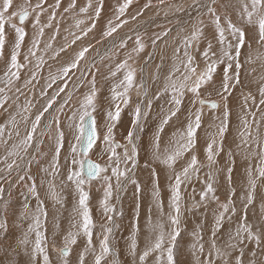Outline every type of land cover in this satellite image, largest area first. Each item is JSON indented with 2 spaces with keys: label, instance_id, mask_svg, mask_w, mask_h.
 Segmentation results:
<instances>
[{
  "label": "snow or ice",
  "instance_id": "6c2138e0",
  "mask_svg": "<svg viewBox=\"0 0 264 264\" xmlns=\"http://www.w3.org/2000/svg\"><path fill=\"white\" fill-rule=\"evenodd\" d=\"M158 2L165 5V0ZM217 2L218 0H193L188 7L203 9V15L198 16L191 25L192 31L189 35H181L184 31L181 27L174 38L177 43L173 50V64L164 76L162 89L163 93L171 92L170 106L159 116L156 132L149 141L151 159L145 164V168L150 169L153 181V204L147 209L144 247L138 251L137 234L141 231V185L135 179L140 155L137 140L139 132L144 130L143 121L151 111L152 99H159L161 96V90H158L149 98L147 76L144 75L147 62L139 69L142 75L137 83V68L134 64L144 52L145 44L137 35L133 47L124 52L122 60L115 63L114 67L112 63L103 65L107 69L106 75L95 60L81 63L85 60L86 53L94 47L91 42L81 46L80 50L57 70V74L50 73L51 82L46 88H51L57 80L62 81L63 86H58L56 93L37 108L39 99L45 97L47 92L41 90L38 98L33 96L28 99L22 87L17 86L21 70L35 60L36 70L32 71L30 78L23 84V88H27L46 63L43 53L51 51L50 58L56 60L61 53L93 31L104 10L105 0H86V3L79 7V14H83L88 23H85L84 19H78L76 27L79 34L70 33V43L58 49H53L51 42L59 35L58 24L50 41L44 43L42 49L40 45L45 29L53 28L56 9L60 8L61 0H55L51 5H47V0H21L19 4H14V0H0V60L4 62L3 76L0 77V84L3 85L0 86V115L7 113L5 122L0 124V146L4 148V154L0 156V164L3 165L0 167V264H21V256L26 257L23 264H50L49 243L58 251L64 264H69L73 246L81 237L85 239V244L83 250L77 253L76 264H89L87 256H91V264H104L109 256L113 257L112 264H119L112 241L115 230L120 227L115 217L122 216L123 212L111 201L115 195L116 201L119 202L120 194L126 190L128 184L135 186L136 196L132 231L127 241L128 254L133 258V264H148L149 258L153 256L155 264H177L180 240L184 239L182 231L186 230L185 213H192L201 207L207 209L209 202H215L216 208L212 211L208 239H205L204 220L188 233L194 264H264V132L261 131L264 126V0H231L224 7L233 9L236 21L227 13L221 15L216 7ZM131 4L132 0H117L113 18L109 19L102 32V39L112 37L127 23L126 20H121V17L125 16ZM166 7L177 13L184 11L182 2L169 3ZM76 8L77 0H71L64 12ZM49 9L52 10L49 12ZM45 12L49 14L46 22L42 23L41 17ZM204 17L208 19L207 24ZM29 24L33 35L25 49V40L29 35L26 29ZM208 27L212 28L211 38L205 33ZM9 31L12 34L11 48L5 56ZM170 31L171 29H166L155 35L151 41L153 52L149 53V57L155 54L157 41L167 37ZM67 39L65 37L66 41ZM114 47L126 49V41L121 39ZM38 51L42 53L39 56ZM104 59L101 57L102 61ZM257 64L260 74L254 79H249L257 72V68L252 67ZM161 68L162 65L156 66V71L151 77L153 82L160 80ZM218 69L220 75L217 84ZM76 72L80 75L76 77L74 86L86 84L87 91L81 93L75 103L71 92L66 93V99L59 106L57 114L50 113L56 97L64 93L68 86L65 78L75 76ZM98 74L108 85L109 92L105 97L107 109L104 110L103 135L100 133L101 126L96 115L100 111L98 93L101 91L97 87ZM253 83L256 85L255 92H245L244 89L250 88ZM133 89L145 100L135 105L131 128L124 137L125 143H121L116 140L114 130L120 122L123 108L131 102L130 93ZM237 91L240 112L236 113L237 131L232 142L235 145L233 148L232 145L226 147L233 115L229 98ZM189 93L192 107L185 117L186 123L177 128L171 138L165 139L162 136L165 126L174 118L179 119L177 114L181 111L185 95ZM21 95L25 96L22 105L19 103ZM213 96L216 99H213ZM66 105L69 106L67 111ZM9 108L13 111L9 112ZM206 108L213 114L208 129H205V159L202 162L198 159L196 148L198 131L202 128ZM253 108L261 112L259 120L256 119V111H252ZM46 113L49 115L46 116ZM21 123L24 125L23 134L20 130ZM45 139L48 141L49 151L41 152L40 145ZM98 141L103 147L97 154L94 150ZM65 143L68 145L67 149ZM33 148L48 158L47 165L39 169L43 173L39 184L26 167V164L31 162L25 161L26 156L31 157L32 161H37V157L31 156L29 152V149ZM118 149L122 151H117ZM90 153L98 155L99 159H104L105 156L107 159L101 164L93 161ZM222 153L227 156L223 169L217 166V158ZM237 156L241 157L243 168L239 195L233 181ZM153 165L163 166L169 173L170 195L167 210L160 198L159 176ZM205 169L207 170L204 171ZM222 171L225 173L224 178L229 189V194L223 202L216 195L217 176ZM13 172L16 173V182L24 183L27 188L26 193H21L22 210L16 220H12V217H16V211L3 197V185L13 183L10 179ZM58 179L60 190L56 183ZM94 180L100 181L103 189V197L99 202L102 215L97 245L93 243V230L97 224L89 207V192L85 190ZM196 182L202 186L199 191L194 187ZM45 185V196L61 207L64 200L63 188L72 187L77 198L70 229L63 236L62 246L58 248L56 231L52 233L51 238L45 235V222L49 215L45 200L41 198V189H44ZM189 187H192L190 195L186 191ZM257 198L261 201V217L260 222L253 223L248 219V209L254 205ZM31 199L36 202L34 208L30 206ZM186 200L190 203L186 204ZM237 202L241 204L240 209L237 208ZM23 220H30V223L22 234L17 236L13 227L21 228ZM59 227L58 219L54 217V228L59 230ZM249 244L254 247L249 248Z\"/></svg>",
  "mask_w": 264,
  "mask_h": 264
},
{
  "label": "rangeland",
  "instance_id": "374dc122",
  "mask_svg": "<svg viewBox=\"0 0 264 264\" xmlns=\"http://www.w3.org/2000/svg\"><path fill=\"white\" fill-rule=\"evenodd\" d=\"M20 1L21 0H14V4H19ZM141 1H143V0H132V4L127 9V13H126L128 18L127 19H121V20H126L127 23L124 24L116 32V33H119V32H123L127 29H130V23H132L133 25H135V27L133 28V31L131 33H128L129 35H124L123 39L127 40L129 42L131 48H132L134 45V41H135L136 36L139 35L142 39V42L145 44V50L143 52V57H142V54H140V57L136 60V63L134 64V67L137 68V83L139 82V79H140V71H139L140 60L139 59L144 58V60H142V61L147 62V58L149 57V53L153 52L151 41H152V39L155 38V35L162 33L166 29H171V31L169 32L167 37H162L161 40L157 41L158 47L156 49V52L153 56L149 57L148 71H149V75H150V80H151L152 75L156 71V66L160 65L158 63L164 62L162 64V67L163 66L164 67L160 71L161 74H163L165 76L167 74V72L169 71L171 65L173 64L174 46L177 43V41L174 40V38L177 37V34L180 32L181 27H183L184 31L180 34L181 35H189L192 31L191 24L195 23L196 18L199 16V12L201 15H203V9H200V8H197L194 6L195 11L197 10V15H196L197 17L195 18V20H193L194 22L193 21L189 22V19L187 17L188 12L185 9V7L187 8V6H185V4L193 3V0H165V5H161L158 2V0H151L150 4H149V0H145L144 3H142ZM219 1L222 2L223 0H218V2ZM54 2H55V0H54ZM54 2L53 3H47V5L54 4ZM177 2H183L184 11L177 13V12H174L173 10L169 9L168 7H166V5L169 3H177ZM185 2H187V3H185ZM146 4H148L149 6L145 7ZM47 5H46V7H47ZM68 5H69V3L63 2V4L60 5V8L56 9L57 15H56L55 21L53 22V28H50V29L46 28L45 34L41 38V41H42L41 45H40L41 49L43 48L44 43H47L50 41V37L54 34L57 24H58V26L60 25L59 26V35L56 37V40L51 41L54 49H58L60 46L66 44V43H70V41L72 40V36L70 35V33L79 34V29L76 27V21L78 19H84L85 23H88V21L83 16V14H79V12H78L79 7L83 6L82 4H77V8L75 10H70L69 12L65 13L64 8L68 7ZM109 6L110 5L105 4L104 10L100 16L101 20L96 21V27L93 29L92 32H90L88 34L87 37L83 38L81 41H77V43L75 45H72L70 48H68L66 52L61 53L60 57H58L56 60H53V59H51V60H53V62H65L67 56L70 55V52L72 50L76 49L79 51L81 46L87 45L89 42H91L94 47L92 49H90V51L88 53H86V58L84 61H81V63L86 64L89 61L95 60L97 65L101 67V71L106 75L107 69L104 68L103 65L108 64V57H110V55L108 54V52H109L108 49L110 47H108L107 45L110 42V39L115 40L114 35L116 34V33H114L112 37H107V38L102 39V32L106 28L107 23L109 21V19L108 20L104 19V17H105V15H110V11L112 10L111 6L110 7ZM51 10L52 9H49V12ZM49 12H45L43 14V16L41 17L42 23L46 22ZM218 12L220 14L222 13L221 15H224L225 13H227V14L232 16L233 21L237 20L236 16L234 15V12L231 14L229 10H223V9H218ZM137 13H140V14L137 15ZM132 17H135V19H132ZM148 17H153V19H149L144 24V22H142V21H144ZM154 17H159V18H154ZM205 18L206 17H204V19ZM30 19H31V17H30ZM67 19L69 20V22H67ZM178 21H179V23H178ZM26 24H28L27 21H26ZM29 27H30V24L26 29L30 36L28 35V37H26L25 46H24L25 49L30 43L31 38H29V37H32V35H33V30H32V28L30 30ZM81 27H83V25ZM6 31H7V29H6ZM143 31H145V32H143ZM206 32H208V31L206 30ZM130 34H132V35H130ZM11 35L12 34L10 33V36ZM210 35H212V32L210 33ZM10 36H7V38H6L5 56H7L8 53L10 52L11 40H12V36L11 37ZM206 36L209 38V36L207 34H206ZM65 37L68 38L67 41L65 40ZM210 38H211V36H210ZM98 40L100 41V43H97ZM49 52L43 53L44 59H46L45 56H48L50 54ZM41 54H42L41 52H39V51L37 52L38 56ZM161 56H163V60H161ZM69 57L71 59V56H69ZM101 57H104L105 59L102 61ZM21 60H22V57H21ZM152 65H154V66H152ZM34 66H35V60H33V62L31 64H28V66L26 68L21 70V78L18 81L19 83L17 82V86L22 87V91L27 93L28 99H30V98L32 99L33 96L38 98L39 94H40V92H34L33 90H31L32 89L31 85H29L27 88H23V84H24L25 80H27V78L29 79V77H30L29 73H32V71L36 70ZM0 68H2L1 73H3L2 70L4 69V62L2 60H0ZM58 69H60V67ZM58 69L53 71L54 74H57ZM257 72H259L258 69H257ZM1 73H0V76H3V74H1ZM79 75H80V73L76 72L75 76H71V78H68V77L65 78V80L67 81V85H68L67 86L68 92H71V94L74 98L73 103H75V100L80 97L77 95V92L83 93V92L87 91V85L86 84L81 83V84H76L74 86V81L76 80V77H78ZM219 75H220V69L217 70V77H216L217 84L219 83ZM88 79H90V77H88ZM97 81H98V83L103 81V77L100 76L99 74L97 75ZM98 83H97V85H98ZM47 84L48 83H44L43 85L46 87ZM56 84H58L59 86H63V82L60 80H57V82L55 84H53L51 88H55ZM43 85L41 84V86L44 88ZM0 86H3V85L0 84ZM163 86H164V82L163 83L159 82V84L149 83V89H150L149 90V98H152L158 90H161V96L159 99H152L151 111L148 113V116L143 121L144 130L142 132H139V134H138L139 139L137 140V143L140 142L141 138H143L142 139L143 142L144 141L146 142L147 138L150 139L154 135V132H148L149 129L151 128V125H153L155 129H157V126L159 124V116L163 112H166L170 106L171 92L169 91L168 93H163V91H162ZM253 86H256V85H253ZM253 86L251 85L250 90L255 92L256 87H253ZM45 90H46V92H48L47 95L49 96V98H50V93L55 91V90L49 91L48 88ZM244 91L247 92V91H249V89L245 88ZM13 92H14V90H13ZM9 95H13V93H9ZM234 95H239V91L235 92L232 97H236ZM130 96H131V102L127 107H125V109H127L131 112V114H132L131 116L133 119V112H134L135 105L141 101H144L145 98L139 97L140 95H137L135 89L132 90V92L130 93ZM56 98H58V96ZM133 98H135V99H133ZM163 98L165 100H163ZM65 99H63V100L56 99L55 103L53 104L52 109L49 110L50 113L57 114V110H58L59 106L64 102ZM190 99H191V94L190 93L186 94L184 99H183V103L181 105V111L177 114L179 119L174 118L172 121H170L169 125L165 126V131H164V133H162V136H164L165 139H168V137H167L168 133H169V138H171L173 132L176 131V129L180 127V125H179L180 121L185 120V117L188 114V111L192 107L190 104ZM213 99H216V97L213 96ZM24 102H25V96L21 95L20 99H19V103L22 105ZM160 102L164 103L165 109H163L159 106ZM9 103H11V101H9ZM42 104H43V102H41L39 99V103L37 104V108H39ZM230 105L233 108L238 107V104H237V101L235 98H232V100L230 99ZM6 107H7V105H6ZM68 107H69L68 105L65 106L66 111H67ZM156 109H158V110H156ZM11 111H13V109L9 108V112H11ZM33 111H35V109H33ZM158 111L161 112V114H159ZM210 111L205 112L204 117H203V121H202V128L198 131L199 139H198V143H197L196 154L198 156V159L202 162H204V159H205L204 158V150H201L199 147L204 144L205 129H208L209 121L211 118L210 116L213 114ZM45 115L48 116L49 114L46 113ZM6 116H7L6 113L3 115H0V124L5 122ZM17 119H19V117ZM249 119L251 120L252 118L249 117ZM256 119H257V116H256ZM231 120H232V127H231V131L228 135L226 147H227V145H232L234 148L235 145L232 142H233V139L236 137V131H237L236 113H233ZM124 121H127L129 123L130 117L127 116ZM153 122H154V124H153ZM184 122H186V120ZM156 124H157V126H156ZM177 125L179 127H174ZM23 128H24V125L21 123L20 130L22 133H23ZM102 130H103V128L101 129V132H100L101 135H103ZM261 131L264 132V127L261 128ZM253 132H254V127H253ZM125 136L126 135L122 132V130L119 131V133L117 131L115 134L116 140L121 142V143H125V140H124ZM9 144H11V142ZM67 147H68V145H67V143H65V149H67ZM102 147H103V144L100 141H98L97 147L95 148L94 151L98 154ZM40 148H41V152H48L49 151L48 141L46 139L44 140V143L40 145ZM147 148H148V146H147ZM2 149H3V147L0 146V156H2V153H3ZM117 151H122V150L118 149ZM29 152L31 153V156L37 157L38 162L32 161L31 157L26 156L25 161H31L30 164H26V167L29 168L30 174L36 178L37 183L39 184L40 179L43 177V173H41L39 171V169H40V167L47 165V159L48 158L46 156H43L40 153L36 152L34 148L29 149ZM89 155L94 161H97L101 164H103L105 162V160L107 159L106 156L104 157V159H99L98 155H94L93 153H90ZM44 158H46V159H44ZM217 160H218L217 166L220 167L221 169H223L226 162H227L226 154L222 153L221 156L217 158ZM236 161H237V163H236L235 171L233 173V181H234V185L237 187V195H239L240 194L241 173L243 171V168L241 167V164H242L241 157L237 156ZM147 162L140 163L138 161V166L135 170V179L141 185V192L139 194V204H140L139 226L140 225L145 226V221H146V216L141 215L142 210L153 204L152 199H142L141 198V193L147 187L142 184L141 175L139 172L143 169L142 167L145 166V164ZM153 166H156V165H153ZM0 167H3V165L0 164ZM206 170L207 169H205L204 171H206ZM163 171H164L163 174L166 173L164 176V180L167 181L169 173L165 168ZM21 174H23V173H21ZM201 177L203 178V171L201 172ZM224 177H225V173L222 171L217 176V184H216V187H217L216 195L219 196L221 202L225 201L227 195L229 194L228 185H227ZM62 178L63 177H61V179ZM10 179L13 181V183L11 185H9L7 183H5L3 185L4 189H5V191L3 193V197H4V201H6L9 204V206L13 210L16 211V217H12V220H16L17 217L19 216L20 211L22 210L21 205L23 204V196L21 195V193L22 192L26 193L27 188L25 187L24 183L16 182V173L15 172H13L12 177ZM114 182L115 181L113 180V183ZM56 183L58 185V190H60L59 189V184H60L59 179L56 181ZM197 183L194 184V187L196 189L199 188V189H197V191H199L202 186L200 185L199 182H197ZM45 189H46V185H45L44 189H41V198L45 200V207L47 208L48 213H49L48 219L45 222V229H46L45 235L47 237L51 238L52 233L54 231H56V241H57L56 247L58 248V247L62 246L63 236L70 229V223H71V219H64L63 214H66L69 216H72L74 214L71 209H73L72 204H74V206H75L76 199L75 198H70V199L64 198L63 207H61L59 204H55V202L53 200H51L50 198L45 196ZM68 189H69V193H71L70 195H72V196L75 195L72 187H70V188L68 187ZM85 190L89 192V197H90L89 207L91 208L92 218H93L94 222L97 224V227L94 228V230H93V243H94V245H97L98 244L97 234L100 232L99 223L101 222V215H102L100 207H99V202L103 197L102 183L98 180H94L90 187L86 186ZM186 191L190 195L191 191H192V187H189ZM62 192L68 193V191H62ZM134 193H135V186L132 184H128L126 187V190L120 194L119 202L116 201L115 195L111 201V203L116 204L117 208L123 212L122 216L115 217L116 223L119 224L120 227L115 230L114 238L112 241L114 248H115V251L117 253L116 259L119 261V264H133V258L128 254L127 241H128L129 236H130V233L132 231L131 225H132L134 214H135L134 210H135V204H136V196L134 195ZM196 198H197V200L199 199L198 196ZM71 199H73V201ZM188 203H190V202L186 200V204H188ZM35 204H36L35 200L31 199L30 200V206L32 208H34ZM215 208H216L215 202H209L207 209H205L204 207H201L198 210H194L192 213H185L186 220L184 221V227L186 230L182 231V236L184 237V239L180 240L181 253L178 252V254H177V264H194V257H192L191 249H190L191 240H190V237L188 236V233H190L192 231V229L197 224H199L201 222V220H204L205 239H208V237L210 236V229H211V223H212V211ZM237 208L238 209L241 208V204L239 202H237ZM249 208L251 210L250 211L248 210V219L253 223L260 222L261 201L259 200V198H257L254 201V205L250 206ZM200 210H202V211L206 210L207 212L202 213L196 219V216H198V212H200ZM54 217H56L58 219V222L60 225L59 230H56L54 228ZM142 220H143V223L141 224ZM66 222L69 224H67ZM10 223H11V221H10ZM28 223H30V220H23L21 222L22 227L20 229L15 230L16 228L13 227V231L15 232V234L17 231V236L19 234L21 235L22 232L27 228ZM127 229H129V230H127ZM140 229H141V231L137 234L138 251L143 249L145 239H146L145 228H140ZM32 239H34V235L32 236ZM84 244H85V239L83 237L79 238L77 241V244L73 246L74 251L72 252V254L69 257V264H76L77 253L79 251L83 250ZM185 245H186V251H185V247H184ZM248 247L252 248V247H254V245L249 244ZM179 254H181V255H179ZM48 255L50 258V264H64V261L60 258L58 251L54 250L51 243H49V246H48ZM19 259L21 261V264H23V261L26 259V257L24 258L23 256H21ZM91 259H92L91 256L86 257V260L89 262V264H91ZM112 261H113V257L109 256L108 258H106V261L104 262V264H112ZM148 264H155L154 256L149 258Z\"/></svg>",
  "mask_w": 264,
  "mask_h": 264
},
{
  "label": "crops",
  "instance_id": "0c3cea01",
  "mask_svg": "<svg viewBox=\"0 0 264 264\" xmlns=\"http://www.w3.org/2000/svg\"><path fill=\"white\" fill-rule=\"evenodd\" d=\"M109 1H110V4H109ZM144 1L145 0H143L141 2L144 3ZM33 2H34V0H33ZM53 2H54V0H47V3H53ZM63 2L70 3L71 0H65V1L64 0H61V4H63ZM94 2H95V0H94ZM121 2H122V0H121ZM81 3H86V0H77V4H81ZM116 3H117V0H105V4L111 5L112 10L110 11V15H105L104 19H107L108 20V19H112L113 18L112 16H113L114 8L116 7ZM126 13H127V10H126ZM126 13H125V16L124 17H121V19H127L128 18V16L126 15ZM154 18H159V17H154ZM149 19H153V17H148L147 19H145L142 22H144V24H145V22H147ZM99 20H101V19L99 18ZM134 27H135V25H133L132 23H130V29H127V30H125L123 32L116 33L114 35L115 40L110 39V42L107 45L108 47H110L108 49L109 50L108 54L110 55V57H108V63H112L113 67H114L115 63L119 62L120 60H122L124 58V52L127 49H131V46H130L129 42L127 40H125V39L124 40L126 41V49H120L118 47H114V45H118L119 42H120V40L123 39V36L124 35H129L128 33H131L133 31V28ZM29 29H30V27H29ZM143 32H145V31H143ZM205 33L207 34L206 31H205ZM130 35H132V34H130ZM208 36L210 38L211 35H208ZM253 47L255 48V45H253ZM53 49H54V47H53ZM77 51L78 50H76V49L75 50H72L70 52V55L67 56L65 62H53V60H51V58H50L52 56V52L50 51L49 52L50 54L48 56H45L46 59H44V60L46 61V63L39 70L36 79L32 81V84H30L32 86V89L31 90H33L34 92H40L41 90L47 89L43 84L44 83H50L51 82L49 80L50 73L53 74V75H55L53 71H55L59 67L61 68V66L64 65L70 59L69 56H71V58H72L74 56L75 52H77ZM141 54H142V57H143V53H141ZM139 60H140V65H139V69H140L141 67H144L145 66L146 62L145 61L144 62L142 61V60H144V58L139 59ZM148 62H149V57L147 58L146 72L144 73V75L147 76L148 93H149V90H150L149 89V83H153V84H155V83L156 84H159V82L163 83L164 82V75L160 73V80L157 81V82H153L152 79L150 80V75H149V71H148V67H149ZM163 63L164 62H161V63H158V64L162 65ZM152 66H154V65H152ZM163 67L161 69H163ZM252 67H256L259 70V72L253 73L252 76L249 79H254V78H256L260 74V68H259V65L258 64L257 65H253ZM29 74L31 76V73H29ZM141 75H142V73L140 72V77H141ZM41 84L44 86V88L41 86ZM253 85H255V84L253 83L252 86ZM58 86L59 85L56 84V87L55 88H48L49 91H54L55 90L54 92H51L50 93V97L53 96L56 93V91L58 90ZM97 87L101 89V91L98 93V108L100 109V111H98V113L96 114L97 115L98 123L101 126L100 127V132H101V129L103 128V125H104V122H105L104 121V110L107 109V101L105 100V97H107L109 95V92H108V85L104 81L98 83ZM253 87H256V86H253ZM250 88H251V86H250ZM250 88H248V89L250 90ZM66 93H68V89L67 88H66L65 92L64 93H60L59 96H58V98H56V99H60V100L65 99L66 98ZM47 94H48V92H47ZM77 95L80 96L81 93L80 92H77ZM234 96H236V97H231L229 99L232 100V98H235L236 101H237V97L239 95H234ZM139 97H142L143 98L142 95H140ZM48 98H49V96L46 95L45 97L41 98L40 101L43 102V104H45ZM133 99H135V98H133ZM163 100H165V99L163 98ZM258 101H259V97L257 96V102ZM237 104H238V102H237ZM159 106L161 108L165 109L163 102H160V105ZM230 107L232 108L233 113L240 112L239 104H238V107H236V108H233L231 105H230ZM206 111H210V110L206 108L205 109V112ZM252 111H256L255 108H253ZM131 115H132L131 112L129 110L125 109V107H124L123 108V111L121 112L120 122L116 125V128L114 130L115 131V134H116L117 131L119 133V131L122 130V132L125 135H127V131L131 128V121H132V116ZM260 115H261V112L256 111L257 120H259ZM127 116L130 117V122L129 123L127 121H124ZM184 121L185 120H181L180 121V123H179L180 127L184 123H186ZM156 126H157V124H156ZM174 127H179V126L177 125V126H174ZM262 127H264V126H262ZM102 131L104 132V128H103ZM148 132H154V133L156 132V129L153 127V125H151V128L149 129ZM21 134H23V133L21 132ZM152 137L150 139L147 138V141L146 142L145 141L143 142L142 141L143 138H141L140 139V142L137 143L140 146V155L138 157V159L140 158L138 160L140 163H145V162H147V161H149L151 159L149 141L152 139ZM167 137L169 138V133H168V136ZM10 142L11 141H9V143ZM147 146H148V148H147ZM204 147H205V143L202 146H200L199 148L201 150H204ZM2 150H3V153H2V155H3L4 154V148ZM185 155H186V157L188 156V154H185ZM44 159H46V158H44ZM153 167H156V170H157V173H158V176H159L160 198H161V200L163 199L162 201L164 203L165 210H167L168 198H169V195H170L169 190H168L169 189V179H167V181L164 180V176H165L166 173L163 174L164 173V171H163L164 170V167L163 166L156 165V166H153ZM142 168L143 169L139 173L141 175L142 184L145 185L147 188L141 193V198L142 199H152V202H153V198H152L153 181H152V178L150 177V169L145 168V166H143ZM197 189H199V188H197ZM63 191H68V193L62 192L64 198H68V199L69 198H75V199H77L75 195H73V196L70 195L71 193H69L68 187L63 188ZM147 209H148V207L147 208H144L142 210V212H141V215H145L147 217ZM248 210L250 211L251 209L249 208ZM206 212H207L206 210H204V211L200 210V212H198V216H196V219L202 213H206ZM153 219H155V210H153ZM142 223H143V220L141 221V224ZM139 227L140 228H145V226H143V225H140ZM184 247H185V251H186V245ZM179 252L181 253V247H180V251ZM179 255H181V254H179Z\"/></svg>",
  "mask_w": 264,
  "mask_h": 264
},
{
  "label": "bare ground",
  "instance_id": "6f19581e",
  "mask_svg": "<svg viewBox=\"0 0 264 264\" xmlns=\"http://www.w3.org/2000/svg\"><path fill=\"white\" fill-rule=\"evenodd\" d=\"M65 1V0H64ZM21 2V1H20ZM84 2V1H83ZM231 2V0H223L222 2H217V5H216V7H217V10L218 9H223V10H229L230 11V13L232 14L234 11H233V9H231L230 7H224V6H226V5H228L229 3ZM183 3V2H182ZM185 3H187V2H185ZM82 5L84 4V3H81ZM109 4H110V1H109ZM192 3H190V4H185V6H187V8L185 7V9L187 10V12H188V15H187V17H188V19H189V22H192L193 20H195V18L197 17L196 15H197V10L195 11V8H194V6L193 7H188L189 5H191ZM111 6V5H110ZM109 6V7H110ZM186 14V13H185ZM184 14V15H185ZM222 14V13H221ZM199 16H202L201 14H200V12H199ZM113 17V16H112ZM71 21V20H70ZM67 22H69V20L67 19ZM194 22V21H193ZM205 23L207 24L208 23V19H207V17L205 18ZM99 24V23H98ZM68 25V24H67ZM71 25V24H70ZM192 25V24H191ZM60 26V25H59ZM185 26V25H184ZM68 27V26H67ZM30 30H31V26H30ZM208 32H207V34L208 35H210V33L212 32V28L211 27H208L207 29H206ZM205 30V31H206ZM10 31H9V34H8V36H10ZM12 36V35H11ZM10 36V37H11ZM30 36V35H29ZM29 38H31V37H29ZM95 40V39H94ZM1 69L2 68H0V73H1ZM1 74H3V73H1ZM0 77H2V76H0ZM28 79V78H27ZM19 83V82H18ZM156 110H158V109H156ZM157 112V111H156ZM158 113L159 114H161V112H159L158 111ZM158 114V115H159ZM154 115V114H153ZM154 118V117H153ZM154 124V123H153ZM154 127V126H153ZM158 127V126H157ZM70 188V187H69ZM70 199V198H69ZM72 201H73V199H71ZM74 203V202H73ZM72 207L74 208V204H72ZM72 211H73V209H71ZM64 215V219H71L72 218V216H69V215H66V214H63ZM67 217V218H66ZM64 222V221H63ZM67 223V222H66ZM67 224H69V223H67ZM65 227V226H64ZM20 229V228H19ZM67 229V228H66ZM15 230H17V229H15ZM127 230H129V229H127ZM19 232V231H18ZM20 233V232H19ZM16 235H17V231H16ZM20 235V234H19ZM18 235V236H19ZM25 258V257H24Z\"/></svg>",
  "mask_w": 264,
  "mask_h": 264
},
{
  "label": "water",
  "instance_id": "95a60500",
  "mask_svg": "<svg viewBox=\"0 0 264 264\" xmlns=\"http://www.w3.org/2000/svg\"><path fill=\"white\" fill-rule=\"evenodd\" d=\"M91 158V157H90ZM92 159V158H91ZM93 160V159H92ZM94 161V160H93Z\"/></svg>",
  "mask_w": 264,
  "mask_h": 264
}]
</instances>
